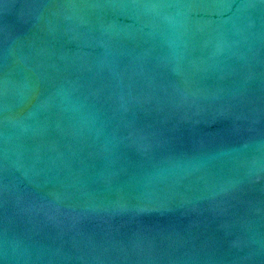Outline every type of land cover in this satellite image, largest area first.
I'll return each instance as SVG.
<instances>
[{"label":"water","instance_id":"95a60500","mask_svg":"<svg viewBox=\"0 0 264 264\" xmlns=\"http://www.w3.org/2000/svg\"><path fill=\"white\" fill-rule=\"evenodd\" d=\"M0 145L264 264V0H0Z\"/></svg>","mask_w":264,"mask_h":264}]
</instances>
